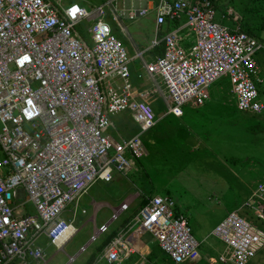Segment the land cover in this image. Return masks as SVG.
Segmentation results:
<instances>
[{
	"label": "built area",
	"instance_id": "1",
	"mask_svg": "<svg viewBox=\"0 0 264 264\" xmlns=\"http://www.w3.org/2000/svg\"><path fill=\"white\" fill-rule=\"evenodd\" d=\"M67 1L0 0V264H46L40 237L64 250L79 232L74 221L80 197L94 182L112 181L116 171L127 174L132 163L126 152L136 158L145 154L141 136L159 119L149 103L154 92L163 99L165 114L180 118L190 103L204 105L212 85L227 77L239 111L264 110L256 58L263 46L248 32L217 22L213 0H157L151 48L163 46L162 53L149 62L142 51L135 55L152 89L135 85L134 56L105 19L109 8L124 30V16L133 20L151 8L119 13L116 0H108L90 11ZM84 20L93 21L89 39L79 29ZM185 28L194 35L187 46L181 37ZM125 111L139 129L129 139L112 120ZM22 198L35 213L18 210ZM129 209L127 201L112 208L87 243L67 256L68 264ZM68 210L70 220L64 217ZM145 233L170 258L168 264L201 257V242L175 200L153 195L104 245L102 258L121 264L138 253L134 264H147V255L130 240ZM211 234L224 244L221 263L248 264L264 248V179Z\"/></svg>",
	"mask_w": 264,
	"mask_h": 264
},
{
	"label": "rangeland",
	"instance_id": "2",
	"mask_svg": "<svg viewBox=\"0 0 264 264\" xmlns=\"http://www.w3.org/2000/svg\"><path fill=\"white\" fill-rule=\"evenodd\" d=\"M68 1H76L91 11L108 0ZM213 1L214 19L217 22L229 28L247 30L261 42L263 47L256 58L263 68L264 76V0ZM116 7L120 13L124 9V3L116 0ZM105 10L106 21L127 50L128 47L131 48V44L137 45L139 49L150 45L152 37H155L152 12L135 20L124 16L121 19L125 27L123 30L122 25L115 20L114 13L109 8ZM225 12L231 16L225 15ZM92 24L93 21L84 20L79 25L87 39L90 37L88 30ZM148 54H145L146 60L149 58ZM130 69L132 79L138 85H149L140 59L131 61ZM148 87L152 89L151 86ZM258 88L260 99L264 103V81ZM209 95L204 105L195 106L190 103L185 108L190 111L187 115L190 118H177L167 114L159 118L152 129L143 133L141 139L145 154L136 158L126 152V158L132 163V169L127 174L116 171L112 181L98 180L93 183L76 204L74 224L79 232L53 259L50 256H53L54 249L46 247L47 259L50 258L49 262L47 260L48 264H68L66 253L86 243L95 226L107 221L112 208L118 207L125 199L130 203V210L113 222L110 229L115 228L122 218L132 217L136 208L155 194L167 195L175 200L190 223L194 236L201 242V257L194 263L182 264H225L219 262L224 244L211 232L230 211L241 208L257 184L264 179V110L260 114L239 111L227 77L216 81ZM149 103L157 108L154 107L157 116L161 117L165 112V105L157 93L154 92ZM112 120L125 139L139 131L126 111L112 115ZM18 207L26 213H35L34 205L25 198L18 200ZM82 210L85 212L82 213ZM64 216H72V213L68 210ZM251 217L254 218L252 215ZM257 222L254 221L256 224ZM102 238L105 236H100L98 241ZM152 238L150 233L143 235L147 242L154 239ZM40 239L41 242L45 240L44 237ZM94 245L95 243L89 246L88 250ZM154 252L157 256L161 255L158 248ZM85 255L86 253L82 254L70 264H85ZM168 263L172 262L169 257L164 256L154 264ZM248 264H264V248Z\"/></svg>",
	"mask_w": 264,
	"mask_h": 264
},
{
	"label": "crops",
	"instance_id": "3",
	"mask_svg": "<svg viewBox=\"0 0 264 264\" xmlns=\"http://www.w3.org/2000/svg\"><path fill=\"white\" fill-rule=\"evenodd\" d=\"M124 3V2H123ZM156 3H157V0H132V1H127V2H125L124 3V8H129V7H131V8H133L134 10H136V9H138L139 7L140 8H146V7H148V8H151L150 10H149V12H152V23H153V31L155 32V16H156V13H155V10H154V6L156 5ZM148 12V13H149ZM147 13V14H148ZM145 16V15H144ZM138 17H141V16H138ZM137 17V18H138ZM222 17H224V16H222ZM136 19V18H135ZM135 19H133V20H135ZM81 31V30H80ZM81 33H82V31H81ZM82 35H83V33H82ZM84 36V35H83ZM85 37V36H84ZM182 42H183V44L184 45H190V44H192L193 42H194V35H193V33L191 32V30H189L188 28H185L184 30H183V33H182ZM86 38V37H85ZM152 40H153V37H152V39H151V42H152ZM159 47H157V48H151V43H150V45H147L146 47H144L143 49H139V47L137 46V45H133V44H131V48L130 47H128V50L130 51L129 52V54H130V56H134V59L133 60H137V59H140V58H136L135 57V55H136V52L137 51H142L143 52V56H144V59H145V54L146 53H149L148 55H149V58H148V60H146L147 62H149V61H152L154 58H155V56L156 55H160L158 52V50L159 49H163V46H161V48H159ZM142 61V60H141ZM260 69H261V73H262V76H263V71H262V69L263 68H261L260 67ZM263 78H264V76H263ZM133 82L135 83V85L137 86L138 85V83H137V81H135V80H133ZM145 85H143V86H138V87H140V88H145V87H147L146 86V83H144ZM230 88H231V86H230ZM233 94V93H232ZM158 98H160V96H158ZM161 100H162V102H163V99L161 98ZM234 100H235V98H234ZM164 103V102H163ZM235 106H236V104H235ZM155 107V106H154ZM156 108V107H155ZM237 108V107H236ZM157 109V108H156ZM190 114V111L189 110H186L185 109V112H184V115L183 116H186V117H189L190 118V116H187V115H189ZM166 114H165V112L163 113V115L161 116V117H158V118H162L163 116H165ZM173 116V115H172ZM182 116V117H183ZM175 117V116H174ZM178 118V117H177ZM181 118V117H180ZM155 195H158V194H155ZM153 196V195H152ZM164 196H167V195H164ZM126 200V199H125ZM124 200V201H125ZM148 201V200H147ZM123 202V201H122ZM121 202V203H122ZM140 207H142V206H140ZM140 207H138V208H136L137 210L140 208ZM177 208H178V205H177ZM179 209V208H178ZM18 210H19V207H18ZM130 210V209H129ZM19 211H21V210H19ZM180 211V210H179ZM21 212H24V211H21ZM181 212V211H180ZM231 212V211H230ZM135 214V213H134ZM133 214V215H134ZM65 217V216H64ZM67 220H70L71 219V216H68V217H65ZM131 220V215H130V217H125V218H122L121 220H120V222H119V224L115 227V228H113V229H110V231H109V233L105 236V238H102L101 240H97V242H95V245H94V247L92 248V249H90V250H86V262H85V264H90L91 262H93V261H97V264H117V263H110V262H108L105 258H102V250H103V247H102V245H104L105 243V239L109 236V235H115L117 232H119L120 230H122V228L124 229L125 227H126V225L128 224V222ZM90 221H92V220H90ZM106 222V221H105ZM104 223V222H103ZM102 224V223H101ZM100 224V225H101ZM40 238H42V237H40ZM39 238V240H38V244L41 246V247H43L44 249H45V252H46V254H47V249H46V247H52L53 249H54V252H53V256H50V258H52V257H55L56 256V254H58V253H60V251L59 250H57V248L55 247V246H53L52 244L50 245L49 243H48V240L46 239V238H44L45 240L43 241V242H41V239ZM153 239V238H152ZM71 240V239H70ZM70 240L66 243V245H65V247H64V249L66 248V246H68V244H70ZM89 240V239H88ZM87 240V241H88ZM130 240L131 241H133V243H135V245L137 246V248L139 249V250H141V252H143L144 254H146L147 255V259H148V263L149 264H154L155 262H157L160 258L161 259H163V257L164 256H167L161 249H160V247L158 246V243L157 242H155V240L153 239V240H151V241H149V242H147V241H145L144 239H143V236H140V237H137V236H134V237H132V238H130ZM87 243V242H86ZM86 243H84V244H86ZM81 246H82V244H81ZM79 247H80V245H79ZM78 247V248H79ZM78 248H75V249H73L70 253L68 252V253H66V255L68 256L69 254H74L77 250H78ZM156 248H158L159 250H160V253H161V255H159V256H157L156 254H155V249ZM84 254V253H83ZM168 257V256H167ZM49 258V259H50ZM139 258H140V256H139V254L138 253H135V254H133L131 257H130V259H128V260H126L125 262H123V263H121V264H134L136 261H138L139 260ZM149 258L151 259V260H149ZM152 258H153V260H152ZM49 259H48V262H49ZM53 259V258H52ZM170 259V258H169ZM132 260V261H131ZM48 262L46 263V264H48ZM147 263V264H148Z\"/></svg>",
	"mask_w": 264,
	"mask_h": 264
},
{
	"label": "trees",
	"instance_id": "4",
	"mask_svg": "<svg viewBox=\"0 0 264 264\" xmlns=\"http://www.w3.org/2000/svg\"><path fill=\"white\" fill-rule=\"evenodd\" d=\"M214 2V1H213ZM225 15H227V16H231L228 12H225ZM236 21V20H235ZM245 28V27H244ZM246 32H248L249 34H251L249 31H247V30H245ZM159 49V48H158ZM159 52V54H161L162 53V48L161 49H159L158 50ZM147 203V201L146 202H144L141 206H144L145 204ZM113 237V235H109L107 238H106V240H105V244L111 239ZM104 244V245H105ZM104 245H102V247L104 246Z\"/></svg>",
	"mask_w": 264,
	"mask_h": 264
}]
</instances>
